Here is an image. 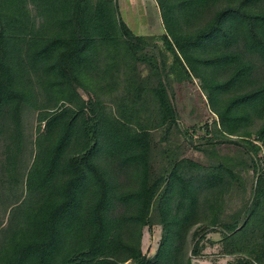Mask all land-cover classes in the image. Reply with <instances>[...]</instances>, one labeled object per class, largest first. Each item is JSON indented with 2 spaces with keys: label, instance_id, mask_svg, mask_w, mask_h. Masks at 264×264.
<instances>
[{
  "label": "rangeland",
  "instance_id": "1",
  "mask_svg": "<svg viewBox=\"0 0 264 264\" xmlns=\"http://www.w3.org/2000/svg\"><path fill=\"white\" fill-rule=\"evenodd\" d=\"M77 1H81L86 13V28H92L98 12L110 40H104L93 29V44L86 54L83 72L70 78L66 86H56L58 77L47 70L45 62L33 57L43 41L71 34L66 0L0 1V23L9 25L7 58L18 77V88L25 95L21 116L17 117L21 120L18 130L11 114L0 119V230L5 227L0 231V264L13 263L14 248L28 234L24 215L31 209L8 208L5 204L9 195L21 193V187L14 183L24 175L23 193H34L32 206L35 201L56 194L65 179L61 169L50 178L44 170L47 150L59 132L58 125L52 129L48 120L57 114H62L63 120L75 119L74 135L61 162L81 155L87 149L86 138L107 126L145 144V181L141 166L123 165L110 157L103 146L95 158L113 183L109 218L122 240L132 246L136 244L139 222L128 219L140 215L142 207L138 202L124 203L119 197L158 184L149 225L141 229V257L153 259L163 239L169 238L176 249L170 264H181L187 259L191 264H235L240 260L264 264V171L260 164L264 152V107L240 109L236 115L241 119L231 135L222 134L206 93L213 83L224 81L231 68L213 70L196 64L198 57L215 49L193 52L187 48L199 77L191 75L177 83L167 74L172 57L160 40L168 34L156 0ZM179 1L170 0L169 5ZM236 1L209 0L193 10L181 8L171 21L173 35L185 46L186 38L196 35L218 9ZM251 9L264 11V0H257ZM119 20L134 35L155 38L145 53L155 57L160 65L164 60L160 74L135 60L123 43ZM237 52L242 61L252 65V71L217 97L218 108L231 97L264 84V62L241 44ZM159 80L167 88V110L159 107L153 92ZM224 157L235 164L232 171L237 178L219 168L220 158ZM199 179H205L207 184H196ZM190 185L198 189L191 206ZM177 187L183 191L180 197ZM89 193L82 198L83 213L90 202ZM85 233L81 224L72 229L63 242L61 258L70 257ZM106 256L116 264H138L140 260H124L126 253L120 250H107Z\"/></svg>",
  "mask_w": 264,
  "mask_h": 264
},
{
  "label": "trees",
  "instance_id": "2",
  "mask_svg": "<svg viewBox=\"0 0 264 264\" xmlns=\"http://www.w3.org/2000/svg\"><path fill=\"white\" fill-rule=\"evenodd\" d=\"M169 1L156 0L163 28L168 34V36L160 37V40L172 57L167 74L172 75L177 83L188 80L191 75L198 78L196 65L192 64L187 48H191L193 52L205 51L209 47L215 49L209 55L198 57L196 64L213 70L231 68L228 77L222 82L213 83L206 93L210 109L219 118L221 133L231 135L233 127L241 119L240 115H236L240 109L255 105L264 107V84L249 92L231 97L223 106L217 107V97L230 91L252 71V65L242 61V57L237 52L239 44L249 54L259 57L264 62V11L251 9L257 0H238L225 5L213 14L211 20L196 35L188 36L184 46L173 35L172 18L181 8L193 10L206 5L209 0H181L171 5ZM66 2L68 9L66 21H69L73 27L71 34L43 41L33 56L34 60L45 62L47 70L58 77L59 81H55L56 86L68 85L70 78L79 77L83 72L87 59L86 54L93 44L91 32L94 28L104 40L109 39V34L98 12L92 28H86V20L83 17L86 13L81 8V1L66 0ZM0 22H3L1 10ZM8 27L6 23L0 25V119L5 114H11L14 127L18 130L21 127V120L17 117L21 116L25 95L18 88V77L7 58L6 47L8 48L10 44ZM119 28L123 43L135 60L149 67L152 73L160 74V66H165L164 60L160 65L155 57L145 53L155 38L134 35L122 20H119ZM166 58L164 56V59ZM166 91V85L159 80L153 92L159 107L165 110L168 108ZM61 116L62 114H57L48 120V124H52L50 125L52 129L58 125L59 132L47 150L44 169L49 178L54 176L59 169L62 170L65 179L59 186L58 192L49 195L43 201L41 199L35 201V204L31 206L34 193H23V175L21 181L17 180L14 183L21 187V193L18 196L9 195L6 199L5 204L8 208L25 206L31 209L24 215L25 229H28V234L14 248L12 264H58L59 261L61 264H116L109 260L110 256H106L107 250L125 252L124 260L140 259L138 264H170L171 260L173 263L176 249L171 246L169 238L163 239L153 259L147 260L141 257L139 246L141 229L149 225L151 203L155 194L157 195L158 184L152 183L148 190L129 192L119 197L124 203L135 205L138 202L142 207L140 215L128 219L130 222H139L136 244L132 246L129 242L122 240L121 233L115 231L114 224L109 218L114 194L113 183L106 171L95 162L97 153L103 146L104 151L110 157L118 159L123 165L141 166L145 181V144L107 126L104 129L93 131L90 138H86L87 149L83 150L81 155L77 154L76 157L61 162L75 128V119L63 120ZM262 131L264 132V127ZM40 138L41 136L38 139ZM220 162V169L237 178L232 171L235 167L234 163L226 157L220 158ZM196 182V184H207L205 179H199ZM168 188L171 191L172 187L168 186ZM176 189L180 197L183 191L180 187ZM87 192H90L91 197L83 213L82 198ZM190 192L188 193L189 206L195 201L197 187L190 185ZM174 218L177 219V214ZM78 224L83 226L85 236L76 246L75 251L70 253L68 259L61 258L63 242L68 239L72 229ZM226 228L232 229V227ZM1 230H5V227ZM181 264H191V262L187 259ZM235 264L250 263L240 260Z\"/></svg>",
  "mask_w": 264,
  "mask_h": 264
},
{
  "label": "built area",
  "instance_id": "3",
  "mask_svg": "<svg viewBox=\"0 0 264 264\" xmlns=\"http://www.w3.org/2000/svg\"><path fill=\"white\" fill-rule=\"evenodd\" d=\"M260 164H261V166L263 167V171H264V152H263L262 155H261V158H260Z\"/></svg>",
  "mask_w": 264,
  "mask_h": 264
}]
</instances>
